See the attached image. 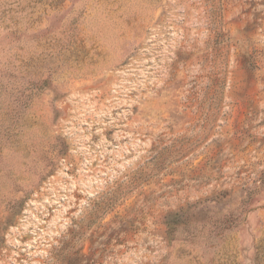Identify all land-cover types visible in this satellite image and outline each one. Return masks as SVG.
Instances as JSON below:
<instances>
[{
	"label": "rangeland",
	"instance_id": "rangeland-1",
	"mask_svg": "<svg viewBox=\"0 0 264 264\" xmlns=\"http://www.w3.org/2000/svg\"><path fill=\"white\" fill-rule=\"evenodd\" d=\"M0 264H264V0H0Z\"/></svg>",
	"mask_w": 264,
	"mask_h": 264
}]
</instances>
